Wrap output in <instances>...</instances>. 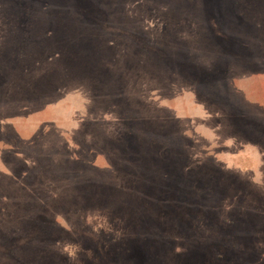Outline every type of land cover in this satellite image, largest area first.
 Instances as JSON below:
<instances>
[{"label": "rangeland", "instance_id": "374dc122", "mask_svg": "<svg viewBox=\"0 0 264 264\" xmlns=\"http://www.w3.org/2000/svg\"><path fill=\"white\" fill-rule=\"evenodd\" d=\"M0 264H264V0H0Z\"/></svg>", "mask_w": 264, "mask_h": 264}]
</instances>
